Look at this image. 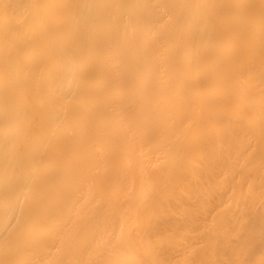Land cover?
I'll use <instances>...</instances> for the list:
<instances>
[{
    "label": "bare ground",
    "instance_id": "1",
    "mask_svg": "<svg viewBox=\"0 0 264 264\" xmlns=\"http://www.w3.org/2000/svg\"><path fill=\"white\" fill-rule=\"evenodd\" d=\"M0 264H264V0H0Z\"/></svg>",
    "mask_w": 264,
    "mask_h": 264
}]
</instances>
